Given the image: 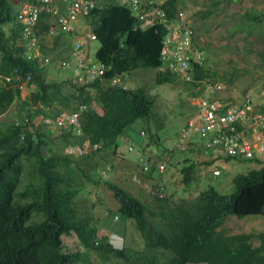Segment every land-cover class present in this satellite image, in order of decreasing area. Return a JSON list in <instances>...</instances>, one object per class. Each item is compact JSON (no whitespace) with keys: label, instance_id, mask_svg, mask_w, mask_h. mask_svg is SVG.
Returning <instances> with one entry per match:
<instances>
[{"label":"trees","instance_id":"1","mask_svg":"<svg viewBox=\"0 0 264 264\" xmlns=\"http://www.w3.org/2000/svg\"><path fill=\"white\" fill-rule=\"evenodd\" d=\"M192 1L194 5L198 4L197 0ZM224 4H230V0L210 1L200 11L192 13L198 24L192 23L193 46L200 45L209 57L210 65L207 66L205 56L203 64L191 60L190 68L181 73L164 70V63L160 61L166 35L162 27L142 29L127 6L111 0L103 9L93 10L86 21L92 25L100 44L97 59L110 66L105 76L106 82L115 76L142 69L156 70L155 83L159 86H175L182 79L186 80L179 90L181 97L205 96L207 86L216 83L231 87L238 79V66L232 58L225 61L210 48L214 29L212 24L207 27L208 21H220L222 25L219 30L229 29V35L221 41L226 44L233 32H241V26L234 25L233 16H229L230 26L226 24V16H219ZM178 6L187 8L185 0H174L164 8L173 18ZM20 9L17 1L0 0V264H83L89 261L91 254L100 259L115 258L130 264L134 257L146 250L154 257L159 252L174 257L166 258L161 254L159 261L153 260L147 264L262 263L264 234L232 235L229 225L222 231L232 216L239 219L264 216V168L234 178V193L223 195L210 186L195 200L182 201L174 214H158L152 209L148 211L121 189L112 187L115 199L119 200L121 206L120 216L134 220V227L142 238L136 239L139 246L134 240L128 241L129 249L123 252L109 247L106 234L93 224L84 208L81 214L78 212L75 199L85 189H95L101 185L102 159L109 157L111 152H117L123 137L132 140L136 146L147 140L140 135V130L135 134L129 128L138 121L150 123L154 119L156 99L145 88L129 86L123 90L98 81L87 90L86 87L75 86L70 80H64V84L49 80V67H42L41 63L49 57L53 61L61 58V54L55 52L69 46L75 32L60 30L53 25L49 13H42L38 35L41 36L43 55L39 60L30 61L26 53L31 43L23 41L20 44L18 41L23 27L18 21ZM245 18L248 26L243 27L242 31L248 35L243 39L255 36L263 40L264 26L258 33L255 32L257 26L253 24L264 23V12L249 9ZM204 36L209 37V42L202 47L199 39ZM256 54L263 64L264 51ZM211 59L216 61L211 64ZM15 71L23 78L26 75L32 77L27 87L33 86V89L25 97ZM6 78L12 81L7 82ZM208 102L213 101L209 99ZM246 102L242 101L243 104ZM185 103L190 107L187 100L182 101V107H185ZM81 106L88 107L80 116L83 135L76 137L71 131L63 130L53 139L51 130L43 123L44 119H56L62 113L78 111ZM13 108L14 116H7L9 122L3 124L1 118ZM37 121L40 122L38 126L35 125ZM231 127L236 128V125ZM145 131L150 142L156 141L160 145L158 133H153L150 128H145ZM58 140L64 143L66 153L58 154L52 147L46 154L45 148ZM241 142L240 137L237 143ZM71 146H87L85 155L71 157L68 153ZM231 159L226 157L227 162ZM205 164L211 166L212 163ZM84 166L90 167L91 175ZM195 169V164L184 165L182 169L183 183L187 187L193 183ZM77 171L83 175L85 182L77 180ZM26 173L28 181L25 183ZM23 175V188L18 192ZM105 183L112 186L107 181ZM185 216L189 218L183 220ZM131 226L133 224H128V228L126 224L107 228L129 237V232L135 235ZM239 227L243 228L242 225ZM64 238H74L72 241L76 248L65 245ZM256 240L261 242L257 247L254 246Z\"/></svg>","mask_w":264,"mask_h":264},{"label":"clouds","instance_id":"2","mask_svg":"<svg viewBox=\"0 0 264 264\" xmlns=\"http://www.w3.org/2000/svg\"><path fill=\"white\" fill-rule=\"evenodd\" d=\"M31 1L32 0H25L24 2H22L19 15L22 12V10L24 9V7H26V5H28V4H30ZM173 1H171V2H173ZM33 3H35V2L33 1ZM129 3H130V0H129ZM167 3H170V2H168V1L165 2V4L163 5V8H162L166 12V14H168V11L166 10V8H164V6ZM130 7H131V4H130ZM95 9H99V7L97 6V7H95ZM95 9H93V10H95ZM131 10L137 16L136 19L140 20V22L143 23V22H149L150 21L149 15L142 19L139 15H137L133 11L132 7H131ZM180 11L185 14L187 26H188L189 31L191 32V34H190L191 50L196 51L197 54H203V60L201 61L203 64V62L205 61V56H206L204 50L200 47V45L198 44V41H196V43L198 44V47L193 46V39H192V37H193L192 22L193 21H190L191 19H189L190 17L188 15L191 12H189V10L187 8H184V11H182L181 7L178 6L177 11H176V16H174L173 18L171 17V20L174 23L178 24V20H179L178 19V13ZM90 14H92V12ZM90 14L87 16L81 17L76 23L73 24V27L75 28V30H72V31H74L75 34L78 32V26H77L78 24H82V25L85 24L86 26H88L90 28L91 32L83 33L81 35H77L75 37H72L73 38V44L70 47V53H68L66 56L68 59H62L59 61V57H57L55 59V61H53L49 57V59L43 61L40 65L42 67H49L48 71L50 68L53 67V70L55 72L54 73L55 76L59 75V68L62 71L70 72V76L65 80H70L77 87H86L87 90H89L91 88V86L98 81H102V83L104 85L106 82L105 76H106L107 72L110 70V66L106 65L105 63H103L97 59V57H96L97 52H96V54H94V56H92V44H94V43L99 44V42H98V39H97L95 33L93 32L92 25H90L86 21V19L90 16ZM40 19H41V17H40ZM51 20L53 21L52 17H51ZM38 28H39V31L36 34L37 35L36 39H37V46H38V48H37L38 55L36 57H34L35 50H32V48H30L29 51L26 53L27 57L29 54L31 56H33V58L28 57V60H30V61L39 60L40 57L43 55L42 50H41L42 40H41V36L38 35L40 32L39 25H38ZM162 28L165 30L166 35H165V38L163 39V42H162L163 45H162V49H161L160 61L164 63V70H169L172 73H177V72L173 71V69H171L169 62L166 61L162 55L163 48H164V46L168 40L167 37L169 34L166 31L164 24H163ZM23 30H24V24L22 27V35L18 39L20 44H23V41L24 42H26V41L30 42L29 40L24 39ZM89 34L94 35L96 37V39L95 40L89 39L88 38ZM204 38H206V40L209 39V37H207V36H204ZM199 42L201 44L200 39H199ZM80 43L82 44V46H81V49L78 50L77 45ZM99 47H100V44H99ZM187 53H189V52H187ZM74 59H77V61H78V65L75 68H73V66H72V62L74 61ZM80 59H84L87 62L92 61L94 63L100 62V63L105 64L106 67L108 68L106 74L103 77L98 78L94 82H90V81L83 82V81H81L80 78L83 75L78 70ZM191 60H194L196 63H198L195 59H190V61ZM190 61L188 63V67L186 70H188L190 68ZM65 63L68 65L67 66L64 65ZM136 71H139V69ZM154 71L157 72L156 70H154ZM15 74L17 75L16 80L21 82L20 90L22 91V93L25 97L27 94H29L30 89H33V86H30L29 88L27 87V85L31 82L32 77H31V75H26L25 78H23L21 75L18 74V71H15ZM126 75H130V74L115 76V77L107 80L106 85H108L110 87L119 88V89L121 88L123 90H126L129 87L127 82H126V78H125ZM48 79L55 81V79H50L49 76H48ZM6 81L11 82L12 79L6 78ZM222 86H223L222 83L221 84L216 83L214 86H210V87H217V89H215L214 92H208L209 86H207V88L205 90V96L201 95L198 98H194V99H197V102L199 100H202V99L206 100V101H208L209 99H212L213 102L214 101L221 102V103L226 105L225 111L227 109L231 108V106H243L245 104V103L243 104L242 101L240 102L242 104H238V103H234L233 101H231V99L226 100V101H222L220 99L214 98V96L221 93L220 90L222 89ZM261 96L264 97V91L261 92ZM252 98H253V96H252ZM243 102H246V105L247 104L248 105H255L257 107V113L260 116L264 117V110L262 109V107H264V101H260L259 103H257L258 101H255L253 98V99H246ZM259 105H261V106H259ZM87 108H88L87 106H81L78 111L70 112V113H67V112L62 113L56 119H54L52 117L45 118L43 123L47 128H49L51 130L52 134L57 131V132H59V135H60V133L63 130H66V131H71L73 133V135L76 137H81L83 135V132H82L81 125H80V116ZM194 108L196 110L195 111V117L192 118L190 121L194 120L197 117V111H198L197 104H196V107H194ZM95 109L98 110L97 106H95ZM74 115H77V120L75 123L70 124L69 119H67L68 122H66L65 125H63V126L58 125V121L61 120L62 118H64V117L71 118ZM47 120H49L50 123H47ZM190 121L187 123L185 129L183 127L180 130V131H182L180 133V136L177 137L176 139L172 140V142H168V144L166 143V144H163L160 146V145H157L156 141L150 142L149 137H148V133L145 131V128H149V127H142L140 129L139 133L142 137H145L146 139L148 137V142L146 140L144 143H142L139 146H136L134 143H133L134 146L129 147L127 145L128 152L120 151V147L118 148L116 153L111 152V155L109 157L105 158V160H104L105 162H101V165L102 164H110V165H108L107 167L102 166L100 168V175L102 177V182H101V185L98 186L99 187L98 190H100L101 193L98 196L99 204L95 205L97 210H98V213H99V210L101 207L100 206V200L103 199L102 198L103 194L107 197V196H110V193H112L113 197H114L113 207L116 211L119 212L121 206H120V203L118 202L119 200L118 201L116 200L117 198L115 197V193L112 189V187H117V188L121 189L123 192H125L132 199L139 202L141 204V206L144 209H147L148 211L152 209L154 211H157L158 214L159 213L174 214L176 212V209L180 206L182 201H184V200L189 201V199H187L189 193L191 192L190 194H192V192L195 191L194 189H192V186L196 183V178H194L193 183L190 187H187L183 183V178H182L181 174H182V169H183L184 165H191V164L205 165L208 169V172H209L208 173L206 171V173L210 174L215 179L223 176L224 167L220 166L218 164V162L219 161L224 162L226 160V157L232 158L229 162L226 161L227 164H229L231 161H234L231 163V165L234 164L232 167L235 171L240 170L242 165L250 166V168L248 169L246 174H238L234 178H236L238 176L248 175L250 173V171H252V170H261L264 168V155H262V153L260 152V149L262 147L264 148V127H263L264 121L262 119L260 120L259 124H255L254 121H250V120L238 121V122L236 121V122L229 124V127L227 129H225L231 137H238V138L241 137L243 143L249 144L251 146V148L253 149V151H252L253 155L251 157L244 156V155L233 156L231 154H228V152L226 151V149L224 147H220V146L207 147L208 143L212 142L215 138H218V136L220 135L221 131H219L218 129H212L207 134V136H205V137L202 136L201 134H190L185 138L184 143H182L183 134L186 133V131H187L186 129L188 128ZM262 121H263V124H262ZM39 124H40V122H38V121L35 122L36 126H38ZM233 124L236 125V128L231 127V125H233ZM153 133H155V132H153ZM145 135H147V136H145ZM194 137H197V140H196L197 143H195L191 148L187 149V144L189 143V138H194ZM122 140L124 143V140H127V138L123 137ZM146 142L150 145H155L158 149H160L159 151H156L155 157H152V155L149 153V151H153L152 149L156 150L157 148L156 147L152 148V147H150V145H149V148H145L144 144ZM161 143H162V141L160 142V144ZM124 144H126V143H124ZM135 147H136V149H135ZM86 149H87V146H82V147L71 146L68 149V153L70 154L71 157L80 158V157L85 155ZM167 151L171 152V158L165 157L164 154ZM175 152H177L183 156L182 162H178L175 158H172V154ZM182 152H184V153H182ZM185 156H187V157H185ZM110 157L112 158L113 161H117L118 159H120V157L124 158V159L129 158V157L135 158V163H134L135 165L132 164L133 167H132L130 174L123 177V179L119 182L115 181L114 183H112V178L114 177V174L117 171V169H116L117 162L115 164L109 163ZM121 161H123V160H121ZM205 163H212V164H211V166H207ZM226 163H225V165H226ZM174 169L179 171V172L177 174H175ZM196 169H198V166H196ZM217 172H219V173L217 174ZM174 174L177 176V178H176L177 182L182 181V188L181 189H184V186H185L184 190L187 193V196L182 197L179 201L176 200V197L174 194H171L170 195L171 197L168 196L171 193L173 187L175 186V179L172 178ZM89 175H91V174H89ZM126 179H127V181L124 183V181ZM106 181L111 183L112 186H108V184L105 183ZM210 186H212V185H210ZM90 189H94V187H91ZM201 192H203V191L200 190V192L197 193L198 195L192 200H195ZM166 201H168L167 204H165ZM86 209H88L90 211V214L88 216L91 218L93 224H95L97 226V228L99 225L103 227L104 230L99 229V231H102L106 234L107 242L109 244V247L112 250L118 251V252H123L126 249H129L128 244H127L128 241H132V240L136 241V239L142 238V235L140 233H137V234L134 233L136 235V238H135V235L133 236V234L131 232H129V237H127L122 232H117L113 229L107 228L108 225L100 224L99 217L96 216V212L93 211L92 208L87 207ZM111 215L113 217V221L115 224L118 223L119 221H121V219H122L124 222L122 225L126 224V228H128V221H130L133 224V226L131 227V230H132V228H134V226H135L134 224L136 223L134 220H132L130 218H126V219L123 217L121 218L118 214L113 213V212L111 213ZM232 217H234V216H232ZM188 218H189V216H185V218L183 220H186ZM94 220L96 221V223L94 222ZM235 221L236 220H234V219H228V222L226 223L222 232L225 231V229L229 223L235 222ZM238 222H240L241 225L243 227H245V223H243L241 221H238ZM112 227H114V225H112ZM218 229L219 228H217L216 231H218ZM208 232H212V231H208ZM233 234L234 233H232V235ZM251 234L256 235V233H253V232H251ZM260 234H264V232L262 231ZM260 243H261L260 240H256V241H254V246L257 247L260 245ZM136 244H137V246L140 245V243L137 241H136ZM132 250L134 251L135 248H132ZM161 254H164L166 258L173 257L172 254H171L172 255L171 256L169 253H164V252L163 253L159 252V255L157 257H154L149 253L148 250H146V251H142L139 255L134 257V259L130 262V264H147L153 260L159 261V259L161 258ZM134 261H136V262H134ZM259 264H264V260L262 263H259Z\"/></svg>","mask_w":264,"mask_h":264},{"label":"rangeland","instance_id":"3","mask_svg":"<svg viewBox=\"0 0 264 264\" xmlns=\"http://www.w3.org/2000/svg\"><path fill=\"white\" fill-rule=\"evenodd\" d=\"M17 1V5L21 7L22 1ZM210 1L215 0H197V5L193 4L192 0H185L186 7L189 10V19L190 21H193L197 24V20L193 19L192 13L195 14V12L200 11L203 8V5H208ZM188 2V3H187ZM16 3V2H15ZM255 4V5H254ZM182 11H184V8L181 7ZM223 11L220 13L219 16H226L228 18L226 24L227 26H230L231 20L229 16H233L234 25L237 27L238 25L241 26V32L235 31V33H232V37L227 40L228 44L221 42L222 39L227 37L229 35V29L224 30V28H221L219 30V27L222 25L220 24V21H208L207 27L209 28V24L213 25V33L214 37L212 39L211 43V49L213 51H216L221 59L227 61L228 59L232 58L235 63L238 66V79L235 80L233 85L231 87H226L222 83V89L220 90L221 93L214 96L216 99H220L222 101L230 100L232 99L233 102L240 103L241 101H244L246 99H253L255 101H264V97L261 96V92L264 91V63L262 64L261 58L257 56L256 52H263L264 51V39L256 38L255 36L247 37V39H243L245 36H247V32L243 33L242 29L245 26H248V23H246V14L248 13V10H255L257 12H264V0H230V4H224L222 6ZM219 16L217 18H219ZM242 21L244 23H242ZM192 22V23H193ZM198 25V24H197ZM257 26V30L255 32L261 33L262 28L264 26V23L262 24H253ZM249 24V28H250ZM239 29V28H237ZM209 41L206 40V38H201V45L206 46V44ZM234 45V46H232ZM228 46V47H224ZM238 47V48H236ZM99 48L98 43L92 44V56L96 54L97 50ZM255 51L252 53L251 51ZM207 59V66L210 65V59L206 55ZM216 61L215 59H211V64ZM78 61L77 59H74L72 62L73 68L77 67ZM262 65V66H259ZM53 67L49 69V71H52ZM226 69V68H225ZM152 71V72H151ZM156 73L154 70H140L135 71L130 75H126V82L128 86L134 87V88H145L149 95L154 97L156 99V107L153 111L154 113V119L150 123H146L144 121H138L136 122L132 127L129 128V130L135 134L142 128V127H149L153 132L158 133L162 143L160 144H168V142H172V140L176 139L180 136V131L183 127L185 129L187 123L195 117V108L197 99H194L193 97H186V95H183L181 97L180 89L183 87V82L186 81L184 79L181 80V82L178 85H170V84H164V85H158L156 84ZM64 75L66 72L63 73ZM63 74H61L62 77ZM57 83H63L64 79L59 78V76L55 79ZM221 84V83H220ZM66 89H69L66 85L64 86ZM253 96V98H252ZM187 100L190 104V107L185 103V107H182V101ZM194 105V106H193ZM192 107V108H191ZM14 108L10 110L6 116H3L1 118V122L3 124L8 123L9 119L7 116H14ZM180 131V132H179ZM59 135V132H54L52 135V138L54 139ZM138 136V135H137ZM147 136V135H145ZM197 137L189 138V143L187 144V149L191 148L195 143H197ZM120 151L128 152L127 150V144L123 143V140H120ZM148 142V137H147ZM144 144L145 148H149L148 143ZM54 148L55 151L58 154H64L65 147L64 143L61 141H56L54 144H50L45 148V153L48 154L47 150L50 148ZM150 147L154 148L155 145H150ZM157 148V147H156ZM153 151H149V153L152 155V157L156 156V151H159L160 149H152ZM137 152V151H136ZM184 153V152H182ZM165 157L171 158V152L167 151L165 152ZM172 155H175V159L178 162H182V155L175 152ZM187 157V156H185ZM121 160H124V158L118 159L117 161H113L112 158H109V163L115 164L117 162L120 163ZM102 162H105L102 159ZM110 164H102V166H108ZM135 165V164H133ZM198 166V169H195L194 172V178H196V183L192 186V189L195 191L192 192V194L189 193L187 199L192 200L194 199L200 192V190L204 191L209 188L210 185L212 187L216 188L221 194L223 195H230L235 191V186L233 184V179L238 174H246L250 166L248 165H242L240 170H233L232 166H225L224 167V173L222 177H219L217 179L213 178L210 174H208V169L205 165L196 164ZM84 169L87 173L92 174L91 169L89 166H84ZM29 171V168L26 166V172ZM206 171L208 173H206ZM175 174H177L179 171L174 169ZM77 173H79L77 171ZM211 173V172H210ZM173 175V179H175V186L173 187L171 194H174L176 197V200L179 201L182 197H186L187 193L185 192V186L184 189L182 188V181L177 182L176 175ZM179 176V175H178ZM23 178L22 177V183L21 186L18 189V192H20L23 188ZM77 180L81 182H85V178L82 174L79 173L77 176ZM28 181V175L26 173L24 182L26 183ZM127 181V179L124 181V183ZM115 181L112 180V183ZM200 189V190H199ZM98 192L101 193L100 190ZM97 191L95 189L86 190L79 195L76 196L74 205L77 206L78 212L81 214V210H85L86 213L89 215L90 211L86 209L87 207L92 208L93 211L96 212V216L99 217V222L102 225H116L120 226L124 222L121 219L118 223H114L113 217L111 213H116L120 216L119 212L116 211L113 207L114 205V197L113 194L110 193V196H105L103 194L102 198L100 200V210L98 213V210L96 208V204H99V198L96 196ZM138 196V195H137ZM171 197V196H170ZM95 203V204H94ZM121 217V216H120ZM122 218V217H121ZM228 219H234L235 222H231L228 225L231 227L232 233H237V235H243L247 234L248 236H253L251 232L256 233V235H259L262 231L264 232V216H249L243 219H239L238 217H231ZM245 223V227L240 228L241 225L240 222ZM96 223V221L94 220ZM227 225V226H228ZM98 229H103L102 226H98ZM134 233H140L137 228H132ZM255 235V234H254ZM65 239V245H68V247L76 248V244L72 241L74 238H64ZM89 261L83 264H125L122 263L120 260H117L115 258H105L100 259L97 255L91 254L88 258ZM129 264V263H127Z\"/></svg>","mask_w":264,"mask_h":264},{"label":"built area","instance_id":"4","mask_svg":"<svg viewBox=\"0 0 264 264\" xmlns=\"http://www.w3.org/2000/svg\"><path fill=\"white\" fill-rule=\"evenodd\" d=\"M153 1H149L150 8L148 9L143 8L142 0H130V4L133 11L142 19L148 15H156L164 23L165 29L169 34L162 55L169 62L171 69L177 73H181L187 69L190 59H195L200 63L203 60V54H197L196 51L191 50V32L188 29L185 14L181 11L178 13L179 20L178 24H176L163 9L155 7ZM167 1L171 2L173 0H164V3ZM95 7H97L96 0H32L30 4L24 7L18 16V20L24 24V39L29 40L32 50H35L34 57L38 55L36 34L39 31V20L43 12L51 15L53 25L64 32H69L75 30L73 27L74 23L81 17L89 15ZM88 38L91 40L96 39L91 34L88 35ZM81 46V43L78 44L77 49L80 50ZM28 57L33 58L30 54ZM64 65L67 66L68 64L65 63ZM107 69L106 65L100 62L94 63L92 61L87 62L84 59L79 60L78 70L83 75L80 78L83 82L96 81L106 74ZM215 89L217 87L209 86L208 92H214ZM196 104L198 106L197 117L190 121L186 133L183 134L182 143H184L185 138L190 134H201L205 137L212 129H218L221 131L220 135L208 143L207 147H224L228 154L233 156L244 155L251 157L253 155V149L249 144L243 142L238 144L239 138L231 137L225 129L229 127V124L236 121L250 120L254 121L255 124H259L261 119L264 121V117L257 113V107L255 105L244 104L243 106H231V108L225 111L226 105L221 102L214 101L209 103L202 99ZM67 119H69L70 124L75 123L77 115L71 118H62L58 121V125H65L68 122ZM47 123H50V121L47 120ZM260 152L264 155L263 147L260 149Z\"/></svg>","mask_w":264,"mask_h":264},{"label":"crops","instance_id":"5","mask_svg":"<svg viewBox=\"0 0 264 264\" xmlns=\"http://www.w3.org/2000/svg\"><path fill=\"white\" fill-rule=\"evenodd\" d=\"M107 1H109V0H96V4L99 7V9H103L105 7V4H107ZM111 1H113V2H115L117 4H120V5H123V6H127L131 10L129 0H111ZM149 1L150 0H142V5H143L144 9L150 8ZM153 3H154V6L157 7L158 9L159 8L162 9L163 5L165 4L164 0H154ZM131 12H132V10H131ZM132 14H133V16L135 18H137V16L133 12H132ZM149 19H150L149 22H143L142 23L138 19H137V22H138L139 26L142 27V29H144V30L148 29V28H151L153 26L162 27L163 24H164L161 21V19H158V16H156V15H149ZM77 26H78V32L75 34V36L81 35L83 33L91 32L90 28L88 26H86L85 24H83V25L82 24H78ZM72 44H73V38L71 39V43H70L69 46H66L65 48L61 49V51H59V49H58L55 52V54H59V55L61 54V58H59V61L62 60V59H68L66 56H67L68 53H70V47L72 46ZM140 70H142V69H139V71ZM143 71H145V70H143ZM64 72H66L65 75L63 74ZM54 73L55 72H54L53 69H52V71H49L48 76H49L50 79H56L59 76V78H63L65 80V79H67L70 76V72L62 71V70H60V68H59V75L58 76H55ZM61 74H63L64 77H62ZM124 143H126L129 147L130 146H134L133 142L130 141V140H124ZM135 149H136V147H135ZM224 162L226 163V160ZM224 162L223 161H219L218 164L220 166H222V167L233 166L234 165V164L231 165V163L234 162V161H231L229 164L226 163V165H225ZM134 163H135V158L134 157H129V158H125L123 161H121L120 163L116 164L117 171L114 174V177L112 178V180L119 182V181H121L123 179V177L129 175L131 170H132V167H133L132 164H134ZM98 189H99V187L95 188V190L97 191V193H96L97 197L100 195V192H98ZM128 224L130 225L132 223L130 221H128Z\"/></svg>","mask_w":264,"mask_h":264}]
</instances>
